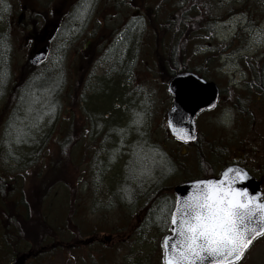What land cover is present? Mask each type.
I'll return each mask as SVG.
<instances>
[{"label":"trees","instance_id":"obj_1","mask_svg":"<svg viewBox=\"0 0 264 264\" xmlns=\"http://www.w3.org/2000/svg\"><path fill=\"white\" fill-rule=\"evenodd\" d=\"M36 1L32 0L31 4L26 2L25 9H18L20 13L16 20L19 27L17 34H13L11 29L4 30L0 27V228L4 232V238H1L0 242V253L7 254L13 259L14 256L31 251L36 257L31 258L28 264L34 261L35 264H41V259L45 255L56 252L64 254L83 244L75 239V234L78 237L84 235L86 228L76 224L77 220L73 221V214L81 210V220L86 221L88 209L85 207L86 211L82 212L83 203L77 201L78 195H75V191L79 186L77 182L81 181L84 172L83 166L89 160L92 161L98 151L96 139L89 142L87 110L91 109L95 114L96 126L103 124L111 126V135L115 140L114 149L112 147L108 149L110 158H113L111 162H107V166L102 161L98 162L102 165V169L106 167V174L112 177L103 176L102 171H99L98 176L100 179L102 176L101 181L109 182L112 186L115 179L121 180L114 197L117 196L121 204L130 202L132 207L135 206L132 208L135 213H140L143 209L137 208L138 202L151 208L163 199L171 202L170 197L175 184L173 182L176 180L178 182L180 177L178 175H181V170L183 171L186 166V161H181V156L184 154L179 153L175 147L177 145L169 141L167 134L165 135L168 142L165 143L171 146L170 149H168L169 145L163 147L160 139H153L155 141L152 142L146 139L144 123L140 120L137 124L123 125L126 121L122 115L123 111L120 110L121 107L115 108L116 114L110 118L112 113L109 110L114 108L113 102L124 104L120 99L118 92L120 90L116 82L104 81L115 87L109 91L111 97L104 92L103 82L98 83V88L103 94L98 96L97 93L92 94L91 97H94L95 102L90 97L86 101L87 96L81 94L79 90L90 76L88 64L91 59L87 56L83 57L80 51H73L71 61L74 60L75 63L71 64L68 75H65L66 79L64 78V83L61 85L63 93L61 98L57 97V100L53 95L59 80L52 71L40 70L43 66L31 67L27 61L14 65L16 59L17 63L20 61L18 56L21 50L27 49L33 42L38 43L46 38L52 29L60 25V22H66L64 18L69 17L71 11L78 5V0H69V7L63 9V12L61 6H58L57 9L45 11L46 15L41 16L35 10ZM50 1L52 5L53 0ZM102 1V6L105 8L109 2ZM188 1H193L197 6L204 4V12H198L194 6L174 7L170 22L180 21L182 22L180 26L153 27L147 29L148 34L145 35L151 40L152 46L157 47V52L150 55L157 68L151 71L159 74L164 81L169 80L172 73L191 68L192 52L195 45L201 43L200 39L206 40L209 37L212 43L209 41L207 43L218 49V45L213 44L215 41L213 33L209 32L211 26L206 22L211 15L210 1ZM92 3L93 1L88 0L83 9L77 8L78 13L72 14L73 19L71 20L70 17L67 24L77 19L76 22L80 21L82 29L87 21L78 15L84 11L83 14L85 13L86 18H89L93 9L89 6ZM230 5L227 16L244 15L247 17L246 25L249 27L254 16L262 13L260 11L264 9V0H231ZM46 9H49V4ZM115 13L111 12V14ZM20 16L23 18L19 22ZM155 20L151 15L150 21ZM130 36L135 40L134 34ZM164 47L166 51L165 55H162ZM167 69L169 76L164 73ZM30 86H34V89H30ZM57 101L62 105L63 111L60 110L61 116L56 125L52 127L51 124L52 128L50 127L49 132L46 133L48 127H43L44 122L52 119L50 112ZM124 101L130 105L127 100ZM98 107L102 113L98 114ZM134 107L139 108L142 115L145 114V105ZM135 113L137 114L138 111ZM117 114H120L122 119L116 116ZM134 126L138 127V131L135 132ZM125 130L130 131L132 135L127 134ZM171 142L174 144L171 145ZM25 158L30 159L28 163L27 159L22 163V159ZM11 162L13 164H10ZM199 168L203 169L202 163L199 164ZM177 169L178 174H174ZM201 174L207 175L204 170ZM27 183L30 185V190L26 187ZM58 189L62 191L55 194ZM170 206L171 204L168 206L164 203L162 209L160 208L161 212L168 213ZM126 221L128 224L129 220ZM129 229L133 231L132 235L134 227ZM95 244L92 242L89 245ZM4 257L5 255H0V261Z\"/></svg>","mask_w":264,"mask_h":264},{"label":"rangeland","instance_id":"obj_2","mask_svg":"<svg viewBox=\"0 0 264 264\" xmlns=\"http://www.w3.org/2000/svg\"><path fill=\"white\" fill-rule=\"evenodd\" d=\"M209 1V14L211 13L210 17L212 18L209 32L213 33V38L215 39L213 44H217L218 49H213L211 44L210 47L212 49H206L203 48L202 44L198 43L195 45L197 49L191 58V64L192 67L202 68L203 70H200V74L205 79L218 85L222 98L214 111L208 112L206 115H200L197 118L196 123L201 136L200 148L191 147L173 140V142H177L175 147L179 153H182L181 155L184 154V156H181V161H186L184 170H181V175H178L180 176L178 183L183 179L203 176L199 173L202 170L206 173L211 171L212 166L215 165V160L212 158L210 148L208 149V142H210L208 140H212L213 143L225 144L228 138L232 139V137H235L236 139L234 138V140L237 142L236 145H240L239 148L245 146L247 151L256 152L259 150V145H255V141L258 142L264 139V133L258 134L264 132V116H261L257 110L258 104H264V95L259 93L264 92L263 87H260V82L264 84V9L260 11L262 12L261 14L258 13L254 16L250 24L251 27H247L246 16L240 14L227 16L231 7V0ZM26 2L31 4L32 0H0V27L2 29L7 30L8 28L12 30L13 34H17L19 27L16 24V20L20 13L18 9H25ZM35 3V10L41 16L46 15L45 11L53 10L49 0H37ZM48 4L49 9H46ZM192 6L198 12H204V4L197 6L193 1L187 2V0L181 4L182 8ZM83 12L79 13L78 16L80 18H84ZM76 13L78 12L73 11L74 15ZM124 16L125 9L120 4L118 11L113 17L102 24L101 30L102 32L104 30L103 41L108 40L114 43L112 53L109 55L106 50L101 49V62L98 64V70H95L94 75H90L88 80L84 81L83 87L79 91L87 96L86 101L90 97L95 102L94 97H91L92 94L97 93L96 96L103 94V91L98 88V83L108 80L116 82L118 90H120L118 91L120 99L123 100L124 104L121 102L117 104L118 102L114 101V108L109 110L112 113L110 118L113 114H116L115 108L121 107L120 110L123 111L122 115L126 121L123 125L137 124L140 120L144 123L146 139L148 138L151 142L153 139H160V142L165 143L168 140L165 135H168L165 128V115L171 106L172 100L166 93L165 82L160 81L158 76L151 71L157 67L153 64L152 57L149 56L151 53L157 52V47L148 46L147 49L146 45L148 42L145 35L148 34V30L145 31L136 25L127 31L122 29ZM76 21L77 19L74 22H70V24L60 22L56 34L50 38V59L40 69L52 71L53 75L58 77L59 85H57L58 87L53 95L56 100L57 97L61 98L63 93L61 85L64 83L65 75H68V70L71 67V52L72 50H77L82 44V41L79 40L82 32L81 23L79 20L78 22ZM124 31L126 35L129 33V36L126 37ZM132 34H134L135 40L130 36ZM31 45L19 52L20 61L17 63L16 59L14 65L27 61ZM148 51L150 55L147 53ZM206 57L207 62L205 63ZM94 63L96 68V60ZM95 75L96 78H93ZM113 87L109 82L102 84L104 92L110 97L109 91ZM29 88L34 89V86ZM247 95L251 98H248ZM259 95L262 96V99L258 98ZM83 104L85 106V101ZM105 104L106 102L101 106L103 107ZM135 105H145V114L142 115L141 110L135 108ZM97 109L98 114L99 112L102 113L100 107ZM108 109L106 108V110ZM60 110L62 112L63 107L57 101V104L53 105L50 112L52 119L44 122L43 127H48L46 133L49 132L51 124L53 127L60 119ZM135 111H138V113L136 114ZM120 114L116 116L120 118ZM86 115V119L89 122V142L96 139L98 151L94 159L92 161L89 160L83 166L82 171L84 172L80 178L81 181L79 182L78 180L77 182V186L79 185L75 191V195H78L77 201L83 203L82 212L86 211L85 207L88 208L89 215L86 221H82L81 210L73 214V221L77 220L78 223L75 221L76 224L86 228L84 235L78 237L75 234V239L81 241L94 237V234L97 233L93 234L90 232L91 228L96 225L95 232L97 230L102 231L100 239L104 244L76 247L64 254L56 252L55 254L45 255L41 259V264H163L161 240L168 232L167 228L169 227L171 213L168 211L169 214H163L161 209L164 203L169 206L171 202L168 199H163L152 208L138 202L137 208L142 207L143 209L140 213H135L132 209L135 206L132 207L130 202L121 204L117 196L116 198L114 197L121 180L115 179L112 186L109 182L101 181L103 177L101 176L100 179L98 176L99 171H102L103 176L108 177L110 175L106 174V167L102 169V165L98 162L102 161L106 164L113 159L110 158L108 153V149L111 147L114 149L115 147V143H113L115 140L111 135L112 128L105 124L99 125V127L96 126V117L91 112V109L87 110ZM134 127L136 128L135 132L138 131V127ZM225 129H230V133L226 134ZM125 132L130 136L132 135L128 130H125ZM173 144L171 142V145ZM260 144L262 149V143ZM170 148L171 146L169 145L168 149ZM233 153L229 149L224 152H214L217 155V159H221V157L230 158ZM34 157L35 155L32 156V158ZM26 159H22V163ZM29 160L28 158L27 163ZM199 163L203 164V169L199 168ZM10 164L13 163L11 162ZM174 174H178V169L174 171ZM110 176L112 177V175ZM176 182L177 180L173 184ZM26 187L30 190L29 183H27ZM60 191L62 190H56L55 194ZM89 196H93V198ZM70 205L72 206L71 202ZM149 208L151 209L149 210ZM165 209L163 208V210ZM126 220H129L128 224ZM129 224L130 227H134L132 235L131 232L133 231L129 229ZM112 225L113 228H116V232L111 235L109 233L110 230H114ZM108 238L112 239L108 240ZM0 255H5L0 264H12L14 258L11 259L7 254ZM34 262L31 264H35ZM239 264H264V238L252 246Z\"/></svg>","mask_w":264,"mask_h":264},{"label":"snow or ice","instance_id":"obj_3","mask_svg":"<svg viewBox=\"0 0 264 264\" xmlns=\"http://www.w3.org/2000/svg\"><path fill=\"white\" fill-rule=\"evenodd\" d=\"M246 176L241 169L229 168L218 181L195 182L196 193L172 213V231L179 239L174 244L166 242L165 264H199L206 258L231 264L254 235L264 233V201L235 186Z\"/></svg>","mask_w":264,"mask_h":264},{"label":"flooded vegetation","instance_id":"obj_4","mask_svg":"<svg viewBox=\"0 0 264 264\" xmlns=\"http://www.w3.org/2000/svg\"><path fill=\"white\" fill-rule=\"evenodd\" d=\"M88 0H78V10L85 7V4ZM93 3L89 6L92 7V14L89 18H86L85 13L83 17L87 22L82 27L81 36L79 38L82 41L80 47V53L83 57H89L91 60L88 64V71L90 75H94L95 70H98V64L101 62V49L106 50V52L111 55L112 53V46L114 43L112 41H104L102 42L101 35L104 33L102 32V19L104 18L105 14H111L112 11H116L117 8L120 7L118 3L123 5L125 9V16L123 18V23L126 24L124 30H128L130 28L135 27L150 29L153 27L157 28H165L171 25L170 21H150V16L155 15V18L159 13H163L164 10L168 7H174L178 0H107L109 2L108 5H105L104 10L102 9V0H91ZM69 0H53L52 7L53 9H57L58 6H61V12H63L65 8L69 7ZM171 10V8H169ZM113 16V15H112ZM170 22V23H169ZM182 22L176 21L174 24L181 25ZM211 20L207 21V25H210ZM125 34V33H124ZM129 36L128 34L126 37ZM126 45V44H125ZM128 46V44H127ZM126 46V47H127ZM93 56V58L91 57ZM96 60V68L94 61ZM107 60V59H105ZM203 70L202 68H197L193 66L192 71L199 74V76L203 77L200 73ZM260 87H263L262 85ZM264 95V92H259ZM222 98L221 90L219 101L216 107L213 110H209V112L214 111ZM260 99L262 96L259 95ZM257 110L261 116H264V104H258ZM206 113H202L201 115H206ZM226 128V127H224ZM226 134L230 133V129L224 130ZM198 132V127H197ZM264 132L258 133L259 135L263 134ZM235 137L232 139L228 138L225 144H218V143H210V151L212 152V158L215 160V165L212 166L211 171L207 174L206 177H218L229 165H240L246 168L251 175L260 181L261 183V193H262V201H264V139L259 140L258 142L255 141V145H259L258 151H247L245 146L239 148L240 145H236V141L234 140ZM236 139V138H235ZM262 143V149L261 144ZM227 149L235 151L233 155L228 158L217 159V155L214 154L215 151L224 152ZM259 161V162H258ZM0 242H1V234H0Z\"/></svg>","mask_w":264,"mask_h":264},{"label":"water","instance_id":"obj_5","mask_svg":"<svg viewBox=\"0 0 264 264\" xmlns=\"http://www.w3.org/2000/svg\"><path fill=\"white\" fill-rule=\"evenodd\" d=\"M49 55V46L44 44L42 47L35 49L31 53L29 57V64L34 67L42 65L47 62ZM168 92L174 98L172 107L167 113V127L170 131V134L179 141L185 143H194L197 140L195 118L202 111L212 109L216 105L219 97V90L217 86L212 82L205 81L194 73L185 72L172 78L168 85ZM229 168L241 169L247 173L246 178L243 181H237L235 186L237 188L247 189L250 195L258 200H261L262 195L257 181L245 169L239 166H230L226 168L218 178L199 179L176 186L174 189L176 195L174 210L178 205L183 204L185 198L196 193L198 185L195 182L207 180L218 181L221 179L222 174ZM178 226L179 225L176 227ZM261 226H264V221H262ZM172 229L173 225L171 223V233L166 235L162 240L164 264L166 253L168 251V249L165 247L166 242L169 244H174L179 239ZM263 234L264 233L258 232L256 235H254L251 243L247 249L244 250L240 258L232 261L231 264L240 261L253 242ZM30 256L31 253L26 256H22V258L14 264H24L27 258ZM199 264H215V262L212 258H206L201 260Z\"/></svg>","mask_w":264,"mask_h":264}]
</instances>
